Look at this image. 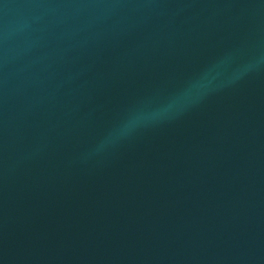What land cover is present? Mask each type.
Instances as JSON below:
<instances>
[{"label":"water","instance_id":"obj_1","mask_svg":"<svg viewBox=\"0 0 264 264\" xmlns=\"http://www.w3.org/2000/svg\"><path fill=\"white\" fill-rule=\"evenodd\" d=\"M262 58L264 0H0V264H264Z\"/></svg>","mask_w":264,"mask_h":264},{"label":"clouds","instance_id":"obj_2","mask_svg":"<svg viewBox=\"0 0 264 264\" xmlns=\"http://www.w3.org/2000/svg\"><path fill=\"white\" fill-rule=\"evenodd\" d=\"M262 62H264V58H262ZM219 67L220 66L218 65L217 70L219 69ZM217 70L210 71L209 73L205 74V76L202 77L201 80L193 83L188 90H186L182 95L178 96L171 103H169L164 109V112L155 113L154 118H160L177 106L189 103L194 98L198 97L202 93V91L207 89L211 85L212 81L216 78Z\"/></svg>","mask_w":264,"mask_h":264}]
</instances>
